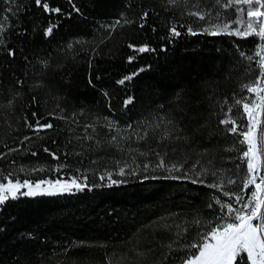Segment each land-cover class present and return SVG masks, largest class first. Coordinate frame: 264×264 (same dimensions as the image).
Masks as SVG:
<instances>
[{"label": "trees", "instance_id": "trees-1", "mask_svg": "<svg viewBox=\"0 0 264 264\" xmlns=\"http://www.w3.org/2000/svg\"><path fill=\"white\" fill-rule=\"evenodd\" d=\"M48 3L61 12L47 13L35 0H0V176L11 173L14 181L33 184L80 177L88 187L53 196H27L21 188L16 199L0 204V264H153L161 244L181 230L177 225L187 228L193 217L215 220L222 215L216 198L235 204L225 191L250 199V191L242 188L243 137L227 132L231 125L220 121L231 108L239 124L247 123L235 100L254 97L242 85L259 75L255 52L260 41L255 36L187 33L188 25L198 32L207 26L186 14L196 10L194 3L213 15L220 12V20L237 16L234 8L223 9L215 0ZM145 12L148 17L141 20ZM49 25H55L53 33L45 36ZM173 25L180 36L171 35ZM129 44H147L155 51L136 53ZM8 50L15 56L9 57ZM130 56L135 57L132 62ZM141 68L144 71L131 81L117 83ZM129 97L133 102L125 106ZM33 113L41 124L51 122L54 127L34 132L28 127L37 119ZM160 115L173 124L149 128L145 122L159 123ZM85 125H94V130ZM175 125L188 134V143L160 141L165 128ZM133 129L141 135L147 130V138L137 140ZM117 133L131 136L119 140L123 150L107 144ZM86 135L94 139L85 140ZM45 148L60 159H53ZM153 149L167 152L168 161L187 158L185 169L197 160V171L202 166L216 169L224 188L205 186L216 180L211 175L201 177L204 184H193L190 179L166 178L182 176V171H145V163H156ZM61 163L66 166L57 171ZM120 167L123 176L118 175ZM106 172L120 183L109 187L107 177L101 181ZM229 177L236 184L229 185ZM196 231L191 227L186 236ZM184 254L173 252L168 264H179Z\"/></svg>", "mask_w": 264, "mask_h": 264}, {"label": "snow or ice", "instance_id": "snow-or-ice-1", "mask_svg": "<svg viewBox=\"0 0 264 264\" xmlns=\"http://www.w3.org/2000/svg\"><path fill=\"white\" fill-rule=\"evenodd\" d=\"M71 2V0H70ZM176 0H168V3L174 4ZM215 3L223 9L235 8L238 13L236 18L231 22L238 27L232 28L230 23L213 22L220 19V12H216L213 15L211 9L204 10L198 3L193 4V8L196 10L188 9L186 14L196 17L198 20L205 21L207 26H201L200 31L195 30L191 25L187 27V33L190 35L205 34L209 36H217L221 34H227L229 36H237L240 38H247L251 36L258 37L260 44L255 52V56L259 57L257 65L260 69L257 79L254 81L242 85L243 89L250 94H254L252 99L239 98L235 100V104L242 106L243 113L246 114L247 123L241 125L234 119L230 113L231 108H228L225 113L226 118L220 121V124L231 127H226L227 132L243 137L239 143L246 145V150H243L240 155V159L246 163V171L242 178V188L250 191V199L245 201L244 196L239 193L224 192L225 196L229 199H234L235 204L224 203L220 199L216 198L214 203L219 205V210L222 215L216 217L215 220H202L200 217H193L188 222V227L183 228L181 225H177L180 231L174 233L173 239L167 243H163L160 246V255L153 261V264H168L170 256L173 252L184 251L185 254L179 258V264H264V175L261 174V159L264 156V0H215ZM35 4L41 7L47 13H60L59 8H50L48 0H35ZM243 6H246L243 7ZM73 7H75L73 5ZM245 15L247 19H245ZM148 13L145 12L140 17L141 20H146ZM116 24H120L117 20ZM125 23H132V21H125ZM55 25H49L45 29V36H50L53 33ZM140 27H144L141 23ZM183 27V25H182ZM4 29L0 25V42H2V33ZM155 31V29H153ZM170 33L174 37L181 35L173 25L170 28ZM136 53H147L155 51L147 44L143 46H134L129 44ZM8 56L14 57L15 52L8 50ZM243 56L244 53H241ZM135 59L134 56L128 58L129 62ZM249 61L253 60V56H248ZM144 71L143 68L138 69L136 72L125 76L123 79L117 81L118 84H125L126 81H131L139 72ZM91 84L92 81L89 80ZM133 102L129 97L125 101V106ZM227 103V101H225ZM34 117H37L35 124H29L28 127L34 132L39 133L46 129H52L54 125L51 122L41 124L40 119L36 113H33ZM58 119H68L67 117H57ZM75 123V120H73ZM151 129H157L160 124L172 125L173 121L167 119L164 115L159 116V123L145 122ZM85 129L93 128L94 125H85ZM109 127L114 129L112 122H109ZM132 129V125L127 126ZM115 130V129H114ZM174 133V135H173ZM183 133V134H181ZM195 134V133H193ZM133 135L137 140H145L147 138V130L141 135L135 129H133ZM28 139V137H25ZM77 140L80 137H76ZM85 140H93L91 135L84 136ZM160 141H168L174 139L188 143L190 137L184 132L179 125H175L173 128H165L164 133L160 136ZM119 140H131V136H112L107 144L111 147H116L123 150L120 147ZM71 142V141H70ZM99 145V141L96 142ZM16 149H10L9 151H15ZM234 149H226V151H232ZM45 152H50L48 148L44 149ZM207 150H205L206 152ZM156 156V163L154 166L151 162L145 163L143 169L147 171L152 167L153 171L164 170L166 172H183L182 176H169L166 178L171 179H190L193 184H204L205 181L201 177L211 175L216 177L215 181L208 182L205 186L221 191L224 188L225 181L222 177L217 175V170L214 168H208L202 166L200 171L196 170V166L200 164V161H195L189 168L185 169L184 165L187 163V158L181 161H168L166 157L167 152H157L152 150ZM36 155L35 152L32 153ZM79 155L80 153H76ZM53 159H60L56 153H51ZM67 155V154H65ZM139 155L147 156L149 153L140 152ZM95 161H93L94 163ZM209 164L212 161L209 160ZM66 165L61 163L57 167V171L65 167ZM139 167V165H137ZM239 168V165H237ZM39 170V169H38ZM23 171V169H21ZM189 173H194V177ZM118 175H125L124 167H120ZM240 175L239 172L236 173ZM12 174L0 176V179L6 180V183L0 182V204H4L9 198L16 199L17 193L21 188H27L28 191L23 193L27 196L48 195L53 196L62 194L65 192H72L73 189L77 191H83L88 187L87 183H82L80 177L71 178L70 181L62 182L60 179L52 180H40L36 183H31L28 180L21 182L19 179L15 181L11 178ZM107 177L110 182L108 186L116 185L120 181L112 179V173L106 172L100 176V180L103 181ZM87 177L84 178L86 181ZM227 183L229 185L236 184V180L231 177L228 178ZM47 185V187H42ZM253 186V187H250ZM208 208H213V204L209 203ZM191 227H195L197 231L190 238L186 236V233ZM166 229H171V225H165ZM181 241H185L181 243ZM137 255L144 256L145 253L137 252Z\"/></svg>", "mask_w": 264, "mask_h": 264}, {"label": "rangeland", "instance_id": "rangeland-1", "mask_svg": "<svg viewBox=\"0 0 264 264\" xmlns=\"http://www.w3.org/2000/svg\"><path fill=\"white\" fill-rule=\"evenodd\" d=\"M221 3H223V0H221ZM243 7L246 8V6H243ZM233 8H234V7H233ZM227 9H228V8H227ZM234 9H235V8H234ZM220 16H221V15H220ZM230 17H231V18H227V17H226L225 19L222 18V20L219 19L218 21H213V22H220L221 24L227 22V23H230V24H231L232 28H236V27H238L237 25L231 23V22L236 18V14H234L233 16L230 15ZM245 19H247L246 15H245ZM262 119H264V117H262ZM261 167H262L261 174L264 175V156H262V159H261ZM66 182H67V181H66ZM42 187H47V185H42ZM25 189H26V191H28L27 188H25Z\"/></svg>", "mask_w": 264, "mask_h": 264}]
</instances>
